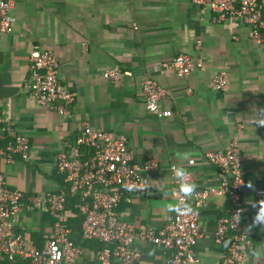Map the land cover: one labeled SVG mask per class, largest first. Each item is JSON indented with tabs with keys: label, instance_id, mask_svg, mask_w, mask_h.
I'll return each instance as SVG.
<instances>
[{
	"label": "crops",
	"instance_id": "obj_1",
	"mask_svg": "<svg viewBox=\"0 0 264 264\" xmlns=\"http://www.w3.org/2000/svg\"><path fill=\"white\" fill-rule=\"evenodd\" d=\"M12 1L15 21L8 33H0V115L27 137L30 152L27 160L16 157L13 164L0 158L7 187L26 195L59 191L55 154L88 124L124 140L133 163L147 158L157 162V168L144 174L145 190L124 194L115 211L135 227L159 228L173 215L167 211V205L175 203L172 167L184 166L197 184L195 192L216 186L219 169L205 155L224 151L236 139L244 170L241 230L249 243L246 260L264 264V226L249 228L258 202L264 200V126L251 123V116L264 109V47L248 36L242 21L214 22L216 14L193 0ZM33 44L52 53L60 83L74 96L68 117L40 107L28 92ZM177 54L199 60L201 68L178 77L168 66ZM112 67L131 75L104 79L103 72ZM219 71L226 77L223 91L211 87ZM147 77L165 90L160 108L169 111L168 116L145 108L140 86ZM5 142L0 136V146ZM185 153L188 159H180ZM250 201L256 202L255 208ZM190 203L201 232L194 248L196 264H220L226 249L214 241L213 231L233 204L213 195L202 204L191 196ZM70 227L69 237L80 248L76 261L94 264L100 243L82 240L79 228ZM15 230L41 248L51 236V218L21 209ZM133 247L140 254L135 264H162L165 259L149 242L135 239ZM0 264L29 262L0 257Z\"/></svg>",
	"mask_w": 264,
	"mask_h": 264
},
{
	"label": "built area",
	"instance_id": "obj_2",
	"mask_svg": "<svg viewBox=\"0 0 264 264\" xmlns=\"http://www.w3.org/2000/svg\"><path fill=\"white\" fill-rule=\"evenodd\" d=\"M207 6L216 14L214 22L238 18L248 29V36L264 47V0H193ZM12 0H0V33H8L15 19L11 15ZM196 41L195 49L200 48ZM84 48V44L82 45ZM162 67L166 64H162ZM178 77L201 68V62L188 54H177L169 63ZM58 63L49 50L33 44L28 54V92L36 103L62 117L70 115L73 94L57 77ZM121 74L112 67L103 72L104 79L113 80ZM226 86L224 71L217 72L211 87L223 91ZM145 108L157 116L166 117L169 111L161 110L160 100L165 90L147 77L141 82ZM0 136L6 138L0 146V158L13 164L15 158L27 160L30 152L26 136L13 128L12 122L0 115ZM238 142L232 139L224 151L208 152L206 160L219 169L220 179L216 186L204 187L193 193L196 204H202L209 196L226 197L233 207L221 216L213 231L216 243L225 246L220 264H247L249 247L241 230V195L244 187V170L237 157ZM55 173L61 179L60 190L45 194L26 195L5 184L0 173V257L11 263L17 260L29 264H80L76 261L79 246L70 239L69 220L77 218L82 240L97 241L101 248L95 252L94 264H135L140 254L133 247L139 239L149 242L163 252L162 264H196L195 246L201 237L197 226V213L173 212L172 217L159 228L134 225L122 221L115 211L124 194L145 190L144 174L157 168L152 158L141 164L132 162L124 140L111 137L104 131L82 124L72 142H66L54 158ZM188 180L192 177L189 174ZM125 185L142 190L128 191ZM260 191L259 193H262ZM175 203L181 199L177 181L173 180L171 192ZM21 209L38 210L51 218V236L41 248L27 243L15 230Z\"/></svg>",
	"mask_w": 264,
	"mask_h": 264
},
{
	"label": "clouds",
	"instance_id": "obj_3",
	"mask_svg": "<svg viewBox=\"0 0 264 264\" xmlns=\"http://www.w3.org/2000/svg\"><path fill=\"white\" fill-rule=\"evenodd\" d=\"M251 118V123L264 126V109H261L258 113L253 114ZM179 158L187 160L188 155L186 153L180 154ZM188 162L190 164L194 163L192 160H189ZM172 174L177 181L178 194L180 195L181 199H179L176 203L168 204L167 211L190 214L194 211L190 203V197L195 192L197 184L188 180L189 173L185 170L183 165H174L172 167ZM125 187L128 191L142 190L130 185H125ZM145 187H147V185H145ZM249 187H251V185H249ZM249 203H251L254 208L256 207V202L250 201ZM258 203L259 207L255 212L254 218L251 225H249V228L257 225L264 226V200H261Z\"/></svg>",
	"mask_w": 264,
	"mask_h": 264
},
{
	"label": "trees",
	"instance_id": "obj_4",
	"mask_svg": "<svg viewBox=\"0 0 264 264\" xmlns=\"http://www.w3.org/2000/svg\"><path fill=\"white\" fill-rule=\"evenodd\" d=\"M60 185H61V180H60ZM68 224H73V225H75V228L76 227H80V224H79V221H78V219L77 218H73V219H71V220H69V223ZM99 248H101V244H100V246L98 245V248L97 249H99ZM25 263H28V261H24Z\"/></svg>",
	"mask_w": 264,
	"mask_h": 264
}]
</instances>
